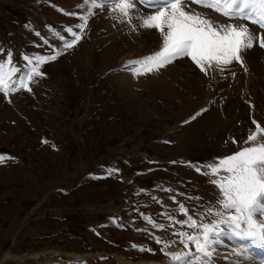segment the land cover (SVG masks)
Returning a JSON list of instances; mask_svg holds the SVG:
<instances>
[{"label": "rangeland", "instance_id": "374dc122", "mask_svg": "<svg viewBox=\"0 0 264 264\" xmlns=\"http://www.w3.org/2000/svg\"><path fill=\"white\" fill-rule=\"evenodd\" d=\"M30 1L0 0V59L11 51L23 66L25 55L60 54L41 66L31 92L10 93L16 108L0 93V156L7 158L0 162V258L16 255L0 264H48L54 260L40 262L50 258L46 253L65 245L80 264H122L117 256L168 264L166 253L184 250L175 233L198 231L176 223L187 219L180 203L198 223L216 219L206 215L220 196L208 166L240 150L255 128L244 95L254 99L264 124V48L254 43L243 52V65L233 62L223 71L205 74L181 57L134 76L135 66L126 62L158 51L159 31L140 27L136 18L128 22L108 4L65 50L50 27L65 37L69 26L79 32L82 0H59V12L44 3L32 11ZM187 2L219 24L261 31ZM12 151L25 159L9 157Z\"/></svg>", "mask_w": 264, "mask_h": 264}, {"label": "snow or ice", "instance_id": "6c2138e0", "mask_svg": "<svg viewBox=\"0 0 264 264\" xmlns=\"http://www.w3.org/2000/svg\"><path fill=\"white\" fill-rule=\"evenodd\" d=\"M191 2L211 8L229 19L247 20L264 30V0ZM137 3L155 11L148 14L139 13ZM108 4L114 5V8L109 9L110 12H119L120 17L128 22L133 18L139 19L140 27L156 29L161 35L162 44L158 51L126 62V67L135 66L131 67L134 76L159 71L181 57H189L205 74L209 69L218 68L223 71L233 62L243 65L242 54L251 49L254 43L264 48V32H253L243 23L219 24L203 13L190 9L187 0H82L78 5L84 10V14L80 16L82 22L75 26L79 32L69 26L64 29L69 37L55 33L63 41L65 50L73 48L82 39L80 33L86 29L95 10ZM4 51L0 47V52ZM59 54L57 52L55 55L32 57L25 55L23 60L26 64L18 66L14 63L12 52L7 51L6 56L0 59V92L6 96L20 90L31 92L30 85L36 82L37 77L43 75L41 66L56 60ZM253 124L255 128L249 130L240 150L208 166L211 175L215 177L211 182L218 187L220 196L215 211L213 207H208L206 215H213L216 219L209 223H198L197 219L189 215V210L184 204L178 205L179 211L187 216V219L176 223L198 231L193 234L175 233L182 238L184 250L166 253L168 264H213L212 257L224 237L236 238L241 242L250 241L253 244L257 241L264 243V127L256 121H253ZM231 142L238 143L235 138H232ZM5 159V156H0V162ZM116 171L118 169H108V174L112 175ZM197 171L200 169L197 168ZM152 223L153 227L164 228L162 224ZM156 241L161 243L159 237H156ZM188 242L194 244V250ZM238 255H246V245H241Z\"/></svg>", "mask_w": 264, "mask_h": 264}, {"label": "bare ground", "instance_id": "6f19581e", "mask_svg": "<svg viewBox=\"0 0 264 264\" xmlns=\"http://www.w3.org/2000/svg\"><path fill=\"white\" fill-rule=\"evenodd\" d=\"M233 239L234 240H232V238H228V237L223 238L222 244L217 247L216 254L212 257L213 259L215 258V260L212 259L213 264H264V263L260 262L255 257L254 253H252L248 249L245 241L241 242L240 240H238L236 238H233ZM242 244L246 245V255H244V256L238 255L239 251L241 250ZM35 254H33V255L38 256V254H36V255ZM15 256L16 255L11 254L10 252H6L0 258V262H2L6 258L15 257ZM116 258H118V260L122 264L130 263L128 260H126L125 258H123L121 256H117ZM48 264H59V263L52 261L51 263H48ZM141 264H143V263H141ZM152 264H160V263L153 262Z\"/></svg>", "mask_w": 264, "mask_h": 264}]
</instances>
